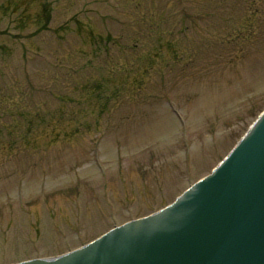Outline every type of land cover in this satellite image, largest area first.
<instances>
[{"label": "rangeland", "instance_id": "obj_1", "mask_svg": "<svg viewBox=\"0 0 264 264\" xmlns=\"http://www.w3.org/2000/svg\"><path fill=\"white\" fill-rule=\"evenodd\" d=\"M263 110L264 0H0V264L171 204Z\"/></svg>", "mask_w": 264, "mask_h": 264}, {"label": "water", "instance_id": "obj_2", "mask_svg": "<svg viewBox=\"0 0 264 264\" xmlns=\"http://www.w3.org/2000/svg\"><path fill=\"white\" fill-rule=\"evenodd\" d=\"M12 264H264V110L171 204L60 256Z\"/></svg>", "mask_w": 264, "mask_h": 264}, {"label": "trees", "instance_id": "obj_3", "mask_svg": "<svg viewBox=\"0 0 264 264\" xmlns=\"http://www.w3.org/2000/svg\"><path fill=\"white\" fill-rule=\"evenodd\" d=\"M44 7H43V12L44 13H46L45 15H44V17H45V22H48L49 21V9H47V7H46V5H43ZM45 9H47V11H45ZM139 26H136V27H127L126 26V28L127 29H129V30H134V31H136L135 33L138 35L137 36V38H136V40L134 41V43L136 44V45H134V51H136V49H135V47H137V44L142 40L140 37H142L144 34L140 31V30H143V31H146V37L148 38V37H150L149 35H150V33H153V32H155L154 31V29L156 28L157 30L159 29V26H156L154 23H152V24H149L148 22H147V19H146V17L144 16V18L142 19V22L141 23H137ZM136 24V25H137ZM153 24L155 25V27H153ZM140 31V32H139ZM143 34V35H142ZM171 37H174V35L172 34V35H170ZM120 39H118L117 41H119ZM106 42V44H114V46H115V43H111V41H105ZM126 47V49H130V47L128 46V45H126L125 46ZM130 52H132V50H130Z\"/></svg>", "mask_w": 264, "mask_h": 264}]
</instances>
